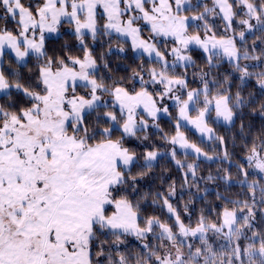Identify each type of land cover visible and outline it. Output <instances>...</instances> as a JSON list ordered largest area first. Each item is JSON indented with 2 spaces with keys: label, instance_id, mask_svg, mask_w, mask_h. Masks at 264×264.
Listing matches in <instances>:
<instances>
[{
  "label": "snow or ice",
  "instance_id": "6c2138e0",
  "mask_svg": "<svg viewBox=\"0 0 264 264\" xmlns=\"http://www.w3.org/2000/svg\"><path fill=\"white\" fill-rule=\"evenodd\" d=\"M0 25V264H264V127L242 115L264 117L244 94L264 96V0H0ZM65 25L75 45L50 48ZM128 48L138 63L111 75ZM237 119L242 159L222 149L228 166L198 177L187 157H219L187 126L223 146L210 124ZM161 159L179 184L142 192ZM201 181L224 191L193 222Z\"/></svg>",
  "mask_w": 264,
  "mask_h": 264
},
{
  "label": "trees",
  "instance_id": "16d2710c",
  "mask_svg": "<svg viewBox=\"0 0 264 264\" xmlns=\"http://www.w3.org/2000/svg\"><path fill=\"white\" fill-rule=\"evenodd\" d=\"M2 26V25H0ZM9 27H12V24L9 23ZM67 42L69 45H75L76 41L72 37V35L64 30L62 32V37L60 38H53L49 42L50 48H55L59 50L63 44ZM115 44H113V48H115ZM128 47V46H125ZM96 55H100L102 52H106L107 49L105 47H102L101 44L96 45ZM193 59L196 60L197 64L199 66H202V54L199 50H193ZM133 52L130 48L126 51L123 56L119 53H114L112 56L108 57V61L111 67V75H114L116 77L120 76H127L129 74V69L131 67H134L138 61H134L133 59ZM228 66L225 63L222 68L220 69L221 72L227 71ZM217 74L214 72V75ZM238 83V82H235ZM192 87H196L197 84L195 82L192 83ZM236 88H233V91H235ZM249 92L254 93L255 100L264 102V96H262L259 92V89L256 86L255 80H250L247 85L244 86V94L247 96ZM257 109L256 113L253 114L252 110L249 108H245L242 115L244 117L243 123L245 125H252L253 132L259 131L262 127H264V117H261L258 112L259 105H254ZM170 111L173 115L176 114V109L174 107L170 108ZM240 120L237 119L235 126L229 131L226 126L217 123L215 125L210 124V126L215 128V131L218 135L223 136L225 138V145L221 146L218 142L213 143L211 141H203L199 139V137L189 130L188 128L185 130V134L188 136L189 140L193 143H196L198 146L202 148L204 152H207L209 155L213 157H219L218 159H214L213 161L208 160H194L193 157L190 155L185 159L186 163H197L199 165V170L197 172V176H204L207 177L209 173L215 175L220 168H225L228 165L226 163L222 162V149H226L229 153V155L232 157L233 163H235L238 159H242V141L239 138V125ZM160 127L164 130V132H171L173 125L169 123V120L167 117L161 118L160 121ZM156 130L152 129L150 132V135L152 136V139L155 140L157 144L163 145V142L157 138L155 135ZM233 136L236 137L235 145L233 144ZM251 139V136L248 137ZM130 146L137 148V151H142V146L137 145L135 141L129 142ZM164 148H167V145H163ZM181 159H184V157H179ZM168 171H165V170ZM232 171L235 173V169L233 168ZM164 175L165 177H172L177 181L179 184L180 182V172L176 169L173 162L170 160L161 159L158 166L154 169V172L151 176L145 177L143 180L140 181L141 184V191L142 192H155L158 188L161 187L160 183V177L161 175ZM201 189L204 188L208 189L206 198L204 200L199 201L196 203L193 208V222L195 221L196 215L198 214L199 210L201 208H204L206 205L210 204H216L219 203L216 201L215 194L217 191L223 192L224 191V185L220 184L219 186L215 182H205L201 181ZM242 190L237 187L233 186L230 189V192L228 194L231 195L232 198H236L237 194L240 193ZM184 199L187 200L188 196L185 194ZM181 204L183 201L180 202ZM153 209L151 207L147 208V212L151 213ZM261 226V225H258ZM135 241L129 238V245L133 247L135 246Z\"/></svg>",
  "mask_w": 264,
  "mask_h": 264
},
{
  "label": "rangeland",
  "instance_id": "374dc122",
  "mask_svg": "<svg viewBox=\"0 0 264 264\" xmlns=\"http://www.w3.org/2000/svg\"><path fill=\"white\" fill-rule=\"evenodd\" d=\"M8 26H9V25H8ZM64 30L68 31V26H67V25H65L64 28H63L61 31L63 32ZM133 55H134V53H133ZM213 115H214V114H213ZM163 118H165V117H163ZM220 124L223 125L222 122H221ZM187 128H188L189 130H191L192 132H194V133L199 137V139H201V140H203V141H206V142L209 141L206 137L201 138V137H200V134H199L198 132H196V130L193 129L191 125H188ZM181 151H182V150H181ZM200 159L205 160L203 157H201Z\"/></svg>",
  "mask_w": 264,
  "mask_h": 264
}]
</instances>
